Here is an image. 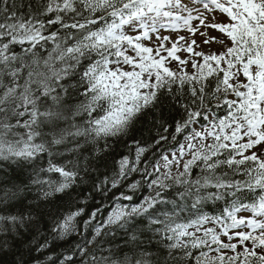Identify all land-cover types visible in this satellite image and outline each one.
<instances>
[{"label":"snow or ice","instance_id":"1","mask_svg":"<svg viewBox=\"0 0 264 264\" xmlns=\"http://www.w3.org/2000/svg\"><path fill=\"white\" fill-rule=\"evenodd\" d=\"M0 252L264 264V0H0Z\"/></svg>","mask_w":264,"mask_h":264},{"label":"trees","instance_id":"2","mask_svg":"<svg viewBox=\"0 0 264 264\" xmlns=\"http://www.w3.org/2000/svg\"><path fill=\"white\" fill-rule=\"evenodd\" d=\"M176 64H177V62L173 61L172 64L170 65V67L175 69ZM132 135L139 138V137H141V135H143L144 137H150L151 134L147 131V129L145 128V126L143 124H138L136 129L132 133ZM130 139L131 138H129L128 142H130ZM165 147H167V145ZM117 152H119V153L125 152V149L123 148L122 145L118 146ZM118 158H119V156L117 155V159ZM128 179H129V181L133 180V179H139V176L133 175V176L129 177ZM142 194H144V193H138V195H142ZM97 201H99V197H97ZM106 203H110V201L106 202ZM94 207H95V205L90 202V204L87 208V211L94 210ZM17 247H19V245H17ZM13 260H14V254L12 252H0V264H12Z\"/></svg>","mask_w":264,"mask_h":264},{"label":"rangeland","instance_id":"3","mask_svg":"<svg viewBox=\"0 0 264 264\" xmlns=\"http://www.w3.org/2000/svg\"><path fill=\"white\" fill-rule=\"evenodd\" d=\"M218 19L223 20L224 17H218ZM181 34L182 35H186V33H184V32H182ZM209 34L210 35H217L218 33H216V32H210ZM161 35H173L174 36L175 33H170L168 31H162ZM196 38H197L198 43H199L200 38L199 37H196ZM202 47H204L205 50H207V46L202 45ZM212 47H213V49H215L216 48V45L213 44ZM179 55H181L182 58H185L187 56V53L181 52V53H179ZM189 70H191V69H189Z\"/></svg>","mask_w":264,"mask_h":264}]
</instances>
